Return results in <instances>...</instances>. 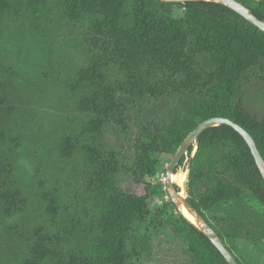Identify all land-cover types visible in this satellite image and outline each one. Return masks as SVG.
<instances>
[{"label": "trees", "instance_id": "16d2710c", "mask_svg": "<svg viewBox=\"0 0 264 264\" xmlns=\"http://www.w3.org/2000/svg\"><path fill=\"white\" fill-rule=\"evenodd\" d=\"M43 1H19L26 11L24 17L33 27L41 19L38 9ZM239 1L264 21V0ZM64 7L70 19L86 27L87 44L98 49L97 58L73 72L69 79L72 87L96 86L101 91V97L86 93L77 100L84 113V131H97L111 118L126 127L125 104L116 97L114 88L103 82L108 70L121 76L118 87L130 96L157 98L171 91L200 93L198 99L185 103L161 132H144L146 141L137 143V158L131 166L119 164L113 155L103 159L98 150L85 147L94 163L91 185L99 214V231L88 250L90 264H128L134 252L150 250L148 238L137 229L149 215L148 195L121 189L116 184L121 170L131 172L137 182L154 176L157 161L150 154L163 151L173 156L187 133L213 116L227 117L246 129L264 159V110L247 104L245 96L248 85L264 86V32L230 8L210 1L65 0ZM12 8L17 9L0 1L1 14ZM252 68L257 69L255 81L245 76ZM242 78L247 83L244 93ZM5 139L0 130V144ZM194 146L191 165L208 151L222 150L221 169L216 171L208 193L187 198L206 220L205 210L241 198L246 191L264 207V180L247 144L234 129L224 124L209 127L188 148L189 155ZM73 149L71 137L64 136L61 153L69 156ZM183 159L184 156L176 167ZM4 160L0 156V206L6 212L22 202L23 194L13 179L11 162ZM208 172L211 171L193 170L190 166L189 184L198 183ZM40 197L46 202V210L54 214L55 197L46 191H41ZM171 223L200 264H227L206 236L182 215ZM209 224L238 263L243 264L227 244L241 237L239 229L227 223ZM134 229L137 235L132 237ZM32 236L34 241L22 264H44L49 237L42 227L34 228ZM56 264L89 263L70 254L66 260L57 259Z\"/></svg>", "mask_w": 264, "mask_h": 264}, {"label": "rangeland", "instance_id": "374dc122", "mask_svg": "<svg viewBox=\"0 0 264 264\" xmlns=\"http://www.w3.org/2000/svg\"><path fill=\"white\" fill-rule=\"evenodd\" d=\"M4 1L17 9L0 13V130L6 138L0 144V156L11 162L23 199L6 212L0 206V264H22L36 227H42L49 237L44 264H56L57 259L66 260L70 254L90 264L88 250L99 231V214L91 185L94 163L85 147L98 150L103 159L113 155L119 164L131 166L137 158V143L146 141L144 132H161L175 113L198 99L200 93L130 96L118 87L121 76L108 70L103 82L114 88L116 97L125 104L126 127L111 118L99 130L86 132L81 128L84 113L77 100L86 93L101 97V91L96 86L72 87L69 82L73 72L97 58L98 49L87 44L86 27L68 17L65 0L41 2V19L34 27L19 4L23 0ZM245 76L255 81L257 69H250ZM245 82L242 78L243 93ZM245 96L247 104L264 110V86L248 85ZM66 135L74 147L69 156L61 153ZM195 151L193 148L190 155L184 154L172 176L174 186L186 198L207 194L221 169L222 150L208 151L191 165ZM150 157L157 161L154 176L137 182L125 169L116 176L121 189L148 195L149 215L137 229L148 238L150 250L134 252L128 264H200L171 223L182 215L164 185L165 167L172 154L158 151ZM190 166L211 172L190 185ZM41 191L55 197L54 214L46 210ZM204 215L212 224L227 223L239 229L241 237L227 244L243 264H264V207L249 192L205 210ZM131 235L136 236L137 230Z\"/></svg>", "mask_w": 264, "mask_h": 264}, {"label": "water", "instance_id": "95a60500", "mask_svg": "<svg viewBox=\"0 0 264 264\" xmlns=\"http://www.w3.org/2000/svg\"><path fill=\"white\" fill-rule=\"evenodd\" d=\"M164 2H187V1H210L222 4L240 16H242L249 23L255 25L258 29L264 32V21L258 18L253 14L251 9L247 7L244 3L239 0H161ZM228 125L232 129H234L245 141L247 144L250 153L254 159L256 167L264 180V159L260 154L257 145L249 134V132L244 129L240 124L236 123L232 119L223 116H213L207 119L200 121L191 131L187 133V135L183 138L178 148L176 149L174 155L170 159L169 163L165 167L164 172V185L165 189L171 199V201L178 207L179 211L183 207L185 210L192 216L193 222L189 221L185 216L187 221L193 224L199 231H201L206 238L212 243V245L217 249V251L221 254L227 264H239L236 260L234 254L228 249L222 238L216 233L213 227L209 224V222L205 219V217L197 211L187 200L185 196H183L181 190H178L173 182L172 176L175 173L174 169L178 164L184 154L187 153L188 148L191 145H194L196 138L198 135L203 132L205 129L217 126V125ZM196 149V146L193 147ZM181 212V211H180Z\"/></svg>", "mask_w": 264, "mask_h": 264}, {"label": "bare ground", "instance_id": "6f19581e", "mask_svg": "<svg viewBox=\"0 0 264 264\" xmlns=\"http://www.w3.org/2000/svg\"><path fill=\"white\" fill-rule=\"evenodd\" d=\"M179 180V182H183V178H177ZM181 213L183 214V216H185L189 221H192L193 222V218L192 216L185 210V208H181L180 209Z\"/></svg>", "mask_w": 264, "mask_h": 264}]
</instances>
